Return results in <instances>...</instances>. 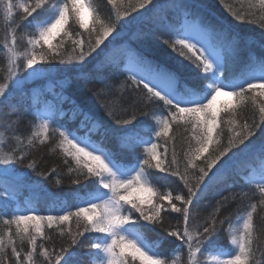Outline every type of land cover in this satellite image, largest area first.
<instances>
[{
    "label": "snow or ice",
    "instance_id": "6c2138e0",
    "mask_svg": "<svg viewBox=\"0 0 264 264\" xmlns=\"http://www.w3.org/2000/svg\"><path fill=\"white\" fill-rule=\"evenodd\" d=\"M105 3L107 15L92 0H0L7 61L0 115L10 133L7 143L0 140V176L20 166L43 180L59 176L56 167L37 171L31 155L54 136L53 151L79 186L75 203L46 193L53 207L63 205L54 214L10 207L17 190L0 188V264H84V255L94 264H209L204 257L221 238L230 240V251L217 249L210 264H264V223L254 222L258 209L264 212V31L257 55L247 37L213 21L197 0ZM257 3L264 12V0ZM229 11L247 22L249 13ZM130 26L135 31L126 39ZM259 26L264 30V17ZM133 41L166 44L176 66ZM116 49L127 57L114 56ZM53 70L61 89L53 99L64 121L34 113L29 99ZM93 82L100 87L87 88ZM222 95L231 99L217 107ZM27 115L39 122L24 135L13 118ZM168 178L179 187L161 191ZM222 185L231 195L221 191L215 199L211 193ZM245 197L255 202L243 215L229 211ZM45 229L62 238L58 247ZM141 229L169 248L146 244Z\"/></svg>",
    "mask_w": 264,
    "mask_h": 264
},
{
    "label": "trees",
    "instance_id": "16d2710c",
    "mask_svg": "<svg viewBox=\"0 0 264 264\" xmlns=\"http://www.w3.org/2000/svg\"><path fill=\"white\" fill-rule=\"evenodd\" d=\"M158 3H165V0H156ZM197 2L208 12L210 18L218 22L225 27L231 28L233 32L239 33L242 37L248 38V45L255 49L257 55L259 54V42L262 38V30L259 26V19L264 17V12L259 10V5L257 0H197ZM92 3L100 9L101 15H107L109 12V7L106 5L105 0H92ZM255 5V7L249 8V4ZM126 6V5H125ZM150 7V6H149ZM231 8L232 12H245L249 13L248 20L246 21H238L232 16L229 11ZM143 11V10H141ZM251 13H256V15H251ZM132 15H137V13H132ZM176 18V17H174ZM125 19H131V16L126 17ZM143 28L148 29L151 25L145 21L142 25ZM135 31V26H130L129 30L126 31L125 38H128V32ZM115 35V34H114ZM5 37L4 32V24L2 20H0V43L3 42ZM111 39V37H109ZM56 43V42H55ZM107 43V41L105 42ZM66 48L70 51V42L65 45ZM133 48H138L144 51L151 58H155L160 61H166L173 66H176V61L174 60L175 54L172 50L166 45L159 42L149 44L145 46L143 44L136 43L133 41ZM241 47H244V43H241ZM114 56H117L121 59H125L128 55L123 49H116L113 52ZM255 59V57H253ZM6 53L0 48V81L3 80L5 73L2 69L6 66ZM187 62H185L186 64ZM181 71L185 74L190 72V69L184 66H180ZM119 79L123 80L124 75H120ZM31 86V82H29ZM100 87V85L96 82L89 84L87 88ZM85 89L83 95L85 97H91V93ZM60 89V81L55 77V70H53V78L48 79L47 81L40 80L39 85L36 87H32L31 89V97L29 98L32 103V111L37 113L38 110L48 109L51 112V116H54L58 120L64 121L65 116L63 113L56 112V104L54 102L53 97L59 95ZM27 102V101H26ZM99 108V105H98ZM68 105L65 104L64 110L67 111ZM101 113H103V108H99ZM250 115V113H249ZM225 119H227L225 117ZM37 120H33L32 115L23 116L20 118H13L14 127L22 132L24 135L30 134V125L34 126ZM9 123V120L6 116L0 115V140H3L5 143L8 142L10 133L6 130V126ZM225 128V135L227 133L226 125H222ZM177 136L182 134V130L176 133ZM259 135V133H257ZM225 137H220L223 140ZM110 143V142H108ZM8 147H12L11 144H8ZM56 147L55 137L53 136L51 140L45 142V144H37L35 149L32 150L31 155L38 163L37 171H43L45 173L50 172L52 167H56L59 176L56 174L49 175L47 180H43L41 177L37 176L34 172L29 169L20 166L19 170L15 174H11L8 177L0 176V188L4 187L5 184L9 186L10 190H17L16 195L13 197L12 203L9 205L10 207L16 208V201L19 200L22 203H28L35 207L40 213L47 214L51 210L52 213L58 211L60 207L63 205L52 206L51 201L47 199V194H57L62 199L69 201L71 203H75L70 198L74 194L75 190L79 187L78 185L70 183L69 173L67 168L61 164L62 153L57 151H53ZM163 175V174H161ZM56 179H60L61 184L57 186L55 183ZM231 183V181H229ZM161 191H170L179 187L178 182L175 178H168L161 180ZM224 186L222 185L220 189H216L211 193L212 197L215 199H220V192L223 191ZM236 190L239 191V182H237ZM3 193L0 192V196ZM223 195L230 196L231 194L228 191H223ZM210 201L206 200L204 203L208 204ZM214 202V201H212ZM254 200H249L247 197L244 198L243 203L234 204L229 211L235 214L237 211H240V214L244 212L246 205L248 203H253ZM4 201L0 200V206H2ZM206 214V213H205ZM254 222L259 225L264 223V212H260L258 209L257 214L254 216ZM73 230H75V222H73ZM46 232H49L53 237V242L58 247L61 239L59 235L54 230L45 229ZM140 234L143 236L144 240L154 248L158 250H167L169 245L165 243L163 247L160 245V241L158 237L152 232L141 229ZM95 235V234H92ZM84 247L87 249L88 244L91 242L92 237L88 234L85 235L84 238ZM228 240L221 238L220 241L217 242L216 246L213 250L206 254L204 259L208 261L209 255L216 251L219 248L228 249L229 248ZM51 246V245H49ZM27 246H25L26 250ZM93 256L84 255L82 257L84 264H93Z\"/></svg>",
    "mask_w": 264,
    "mask_h": 264
},
{
    "label": "rangeland",
    "instance_id": "374dc122",
    "mask_svg": "<svg viewBox=\"0 0 264 264\" xmlns=\"http://www.w3.org/2000/svg\"><path fill=\"white\" fill-rule=\"evenodd\" d=\"M56 41L54 40L53 41V43H55ZM229 99H231L230 97H227V96H220V97H218V99H217V107H219L223 102H225V101H227V100H229ZM39 113H48L49 115L51 114V112L48 110V109H42V110H38L37 111V114H39ZM39 121L37 120L36 121V123H38ZM136 195H141V196H143V195H146V194H144V193H134L133 194V197H135ZM25 206H27V207H33L32 205H30V204H28V203H22L21 201H19V200H17L16 201V208H22V207H25ZM39 212V211H38ZM39 214H42V213H40L39 212ZM47 214H49V213H47ZM53 214H54V212H53ZM244 214V212H242L241 213V215H243ZM142 236V235H141ZM142 238H143V236H142ZM143 240H144V238H143ZM145 241V240H144ZM228 242H229V244H230V240H228ZM145 243L146 244H148L146 241H145ZM149 245V244H148ZM224 251H230V248H228V249H224ZM215 252L216 251H214V252H212L210 255H209V257H208V261H209V264H210V258H211V255H213V254H215ZM93 260V264H94V261H95V257L92 259Z\"/></svg>",
    "mask_w": 264,
    "mask_h": 264
}]
</instances>
